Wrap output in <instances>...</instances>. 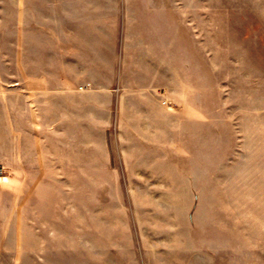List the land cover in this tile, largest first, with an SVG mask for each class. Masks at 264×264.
<instances>
[{
    "label": "crops",
    "instance_id": "obj_1",
    "mask_svg": "<svg viewBox=\"0 0 264 264\" xmlns=\"http://www.w3.org/2000/svg\"><path fill=\"white\" fill-rule=\"evenodd\" d=\"M119 3L115 20L113 0L17 1L8 53L0 16V264L4 250L67 264V186L130 183L119 170L161 168L209 120L194 112L208 49L205 65L178 27L188 6Z\"/></svg>",
    "mask_w": 264,
    "mask_h": 264
},
{
    "label": "rangeland",
    "instance_id": "obj_2",
    "mask_svg": "<svg viewBox=\"0 0 264 264\" xmlns=\"http://www.w3.org/2000/svg\"><path fill=\"white\" fill-rule=\"evenodd\" d=\"M17 1L22 13L24 0H0L7 53ZM179 2L188 6L178 8L179 32L198 42L205 65L208 49L194 112L209 120L161 168L119 170L130 183L67 186V210H78L66 216L67 264H264V0ZM3 256L11 264L15 252Z\"/></svg>",
    "mask_w": 264,
    "mask_h": 264
},
{
    "label": "bare ground",
    "instance_id": "obj_3",
    "mask_svg": "<svg viewBox=\"0 0 264 264\" xmlns=\"http://www.w3.org/2000/svg\"><path fill=\"white\" fill-rule=\"evenodd\" d=\"M2 177H3V176H2ZM2 179L6 180V181L8 180V178H7V177H4V178H2Z\"/></svg>",
    "mask_w": 264,
    "mask_h": 264
},
{
    "label": "built area",
    "instance_id": "obj_4",
    "mask_svg": "<svg viewBox=\"0 0 264 264\" xmlns=\"http://www.w3.org/2000/svg\"><path fill=\"white\" fill-rule=\"evenodd\" d=\"M3 170V168L2 167H0V171H2ZM4 177V176H3ZM0 178H2V177H0Z\"/></svg>",
    "mask_w": 264,
    "mask_h": 264
}]
</instances>
